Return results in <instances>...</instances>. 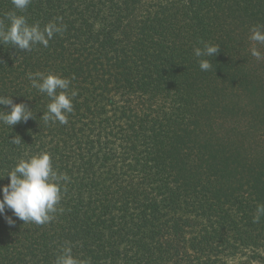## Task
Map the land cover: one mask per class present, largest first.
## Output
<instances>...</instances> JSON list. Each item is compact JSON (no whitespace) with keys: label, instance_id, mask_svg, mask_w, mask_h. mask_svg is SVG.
<instances>
[{"label":"trees","instance_id":"16d2710c","mask_svg":"<svg viewBox=\"0 0 264 264\" xmlns=\"http://www.w3.org/2000/svg\"><path fill=\"white\" fill-rule=\"evenodd\" d=\"M164 1L130 27L142 0H31L23 11L0 0L4 28L13 12L41 29L63 26L47 47L0 44V95L34 117L0 123V187L20 159L42 152L68 177L49 222L13 216L9 227L0 216V264H56L68 246L88 264H117L121 246L131 253L122 264H193V255L224 264L243 248H264V216L254 221L264 205V79L261 65H250L255 46L242 45L253 27L264 30V0ZM205 43L218 53L197 58L194 48ZM200 59L211 69L202 71ZM29 73L70 80L76 95L66 124L45 123L51 98ZM84 93L107 98L88 112L77 101ZM233 119L245 122L243 131ZM16 136L22 143L11 142ZM113 145L119 153L108 165ZM117 163L129 174L117 173ZM175 242L187 262L179 263Z\"/></svg>","mask_w":264,"mask_h":264},{"label":"clouds","instance_id":"9594fccd","mask_svg":"<svg viewBox=\"0 0 264 264\" xmlns=\"http://www.w3.org/2000/svg\"><path fill=\"white\" fill-rule=\"evenodd\" d=\"M30 2L31 0H12L14 8L20 11L25 10ZM7 19L9 20L7 28L0 24V44H10L26 51L31 50L36 44L47 47L54 34L63 31L62 25L53 22L43 29L38 24L29 25L23 15H17L15 12L9 13ZM249 38L251 41L264 44V30L261 27H253ZM218 51L219 46L205 43L203 48H194V55L197 58L210 57L215 56ZM251 54L257 60L264 59L256 47L251 49ZM199 66L202 71H208L211 69V62L200 59ZM28 78L33 88L51 98L47 111L42 115L45 123L58 121L60 124H66L67 114L73 110L72 98L76 95L75 91L71 95L68 94L70 80L51 73L47 75L29 73ZM58 89L62 91L57 93ZM0 105L10 106V111L0 110V123L11 128L19 122L26 123L30 118H34L31 109L24 103H14L11 96L0 95ZM11 142L18 145L22 140L16 136ZM6 176L9 177L10 182L0 187L2 192L0 216L4 217L9 227L16 223L13 216L24 223L49 222L52 219L50 214L56 211L55 206L61 199L59 182L68 179L66 175L58 174L53 169L50 154L42 152L28 159L22 158ZM6 208L12 211V216L6 215ZM261 216H264V205H258L254 221L258 222ZM56 264H88V262L74 258L71 247L68 246L62 249Z\"/></svg>","mask_w":264,"mask_h":264},{"label":"rangeland","instance_id":"374dc122","mask_svg":"<svg viewBox=\"0 0 264 264\" xmlns=\"http://www.w3.org/2000/svg\"><path fill=\"white\" fill-rule=\"evenodd\" d=\"M169 1H175V0H165L164 4L169 2ZM153 2H155V0H142V2L140 4L136 5V10L128 18V22H129L130 27H131V22H133V20H137L136 22H134V24H137L139 22L141 13L144 12V9L146 7H149L151 4H153ZM242 45L246 49L247 48L250 49L253 46H255L260 51L261 56L264 57V47H263L264 44L256 43L254 41H251L250 38H248V39H244V43H242ZM249 60L251 62L250 65L253 64V66H255V67H259L261 65L258 72L261 74V76L264 79V67H262V66H264V59L257 60L254 56H251V58ZM77 98H78L77 101L81 102L82 107L89 110L88 112H97V110H99L100 107L102 106L101 101L104 100L105 98H107V96H101V97L97 96L96 97L94 95L91 96V95L84 93L83 96L77 97ZM113 98L118 99L117 94H115V96H113ZM132 104H136V99L133 98ZM106 110H110L109 105L106 107ZM95 114H97V113H95ZM106 115L108 116V113ZM115 117H116V114L114 113V115L110 119L114 120ZM91 118L93 119L94 116L88 115L87 117L83 118L81 122L87 123V121ZM117 123L118 122L115 121V124H117ZM230 125L237 128L238 130H241V131H243L245 128V122L242 120H235L234 121V119H233L232 122L230 123ZM250 142H251V140H250ZM67 146H68L67 152H69V150H70V148H69L70 142L69 141H68ZM117 150H118V146H116V145H113V148H112V146L110 147V151L108 152V154L110 156V159H109L110 161L107 163L108 165L114 164V160H112V158H113L114 153H119ZM72 157H73V155H72ZM115 166L117 167L116 168L117 173H119V172L121 173V172L125 171L129 174L127 169L125 167H122L120 163H117ZM135 176H136V173H132L131 175H129L127 177H128V179H130V178H134ZM122 177L124 178L125 175H122ZM263 233H264V231H263ZM175 244L179 246V252H180V249L182 248L183 244H180V242L179 243L175 242ZM120 248L121 249H120V254L117 258V264H122L121 263L122 258H123V255L125 253L128 256H130V254H131L128 251V249H125V247L121 246ZM251 250H254V251H251ZM180 255H182V256L184 255L182 253V251L180 252ZM200 258L201 259H198L193 255V260H192L193 264H201V262L204 259L202 257H200ZM259 258L264 259V248L263 249H251V248L246 247V248H243L241 250V252H239L237 254L228 255V256L224 257L223 263L224 264H245V263L262 264V262L259 260ZM178 260H179V263H182L183 261L187 262L186 256H183L181 259H178ZM127 264H130V263H127Z\"/></svg>","mask_w":264,"mask_h":264}]
</instances>
